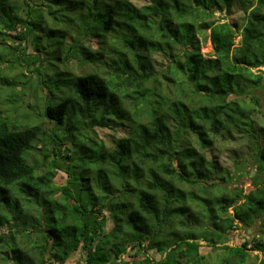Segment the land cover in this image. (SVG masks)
Returning <instances> with one entry per match:
<instances>
[{"label":"trees","instance_id":"1","mask_svg":"<svg viewBox=\"0 0 264 264\" xmlns=\"http://www.w3.org/2000/svg\"><path fill=\"white\" fill-rule=\"evenodd\" d=\"M35 1L0 0V264H65L77 252L83 264H247L252 251L264 264V130L251 118L264 89V0ZM231 12L240 24L221 20ZM70 59L77 70H56ZM41 78L50 88L31 118L16 91ZM113 125L127 134L111 148L87 135ZM232 134L246 140L251 178L204 155Z\"/></svg>","mask_w":264,"mask_h":264},{"label":"rangeland","instance_id":"2","mask_svg":"<svg viewBox=\"0 0 264 264\" xmlns=\"http://www.w3.org/2000/svg\"><path fill=\"white\" fill-rule=\"evenodd\" d=\"M131 2L138 6H141L143 4L142 1L139 0H131ZM35 7L38 9H43L44 8V2L42 0H36L34 2ZM218 14L215 15V18H218ZM242 17V14L240 12H231V14H224L222 13V21H227V22H236L237 24H240V18ZM29 38V37H28ZM84 38V37H83ZM239 40V38L237 37L235 39V42L237 43ZM69 44H71V39L69 37L65 38V49L69 46ZM23 47L25 45H27V52L31 53V46L30 43L27 42H23L22 43ZM83 46L88 47L91 51L95 50L97 48V44L94 41H86L83 43ZM200 52L204 55L207 56L212 52V46L210 44L209 41H207L206 43H202L201 44V48H200ZM59 55H61V57L63 58L64 56V52L63 53H57V52H53L52 56L53 57H58ZM154 60V64L156 66H158V64L160 63V58H158L157 56L153 57ZM34 61V65L30 66V72H37L40 71L41 69H39V64H40V57H36L33 58ZM77 60L75 59H70V60H65L62 63H64V65H62V63H57L55 62V65L58 66V68L56 69L57 71H70V70H77ZM260 70H262L264 72V68H259ZM79 70V69H78ZM257 69H253V72H256ZM36 75V73H32V79L34 78L33 76ZM38 78V77H37ZM262 84H264V74H263V82ZM42 86L45 89H49V84L45 81L44 78H41L39 81L35 80V84L33 87V91H29V89H27V86H24L22 88H19L16 91L17 93V98H19V107L17 109L22 111L25 116L30 114V117L34 115V113H40L41 110V103L38 102V99L35 98V96H40L43 91H42ZM257 91H261L260 92V105H261V109H260V113H258L257 111H254L251 118L256 126L257 129L260 130H264V89L262 90V87L258 88ZM16 98V97H15ZM14 98V99H15ZM29 106L32 107L33 111L28 110ZM247 108H253V104H247L246 105ZM32 118V117H31ZM36 124H41V127L43 128H50L52 127V124L50 121L41 118L40 120H38L36 122ZM93 132H87V135H89L91 138L95 139L96 141H101L102 143H104V145L107 148H111V146L114 144V142H116L118 139L120 138H124L127 134L125 129H122L121 127L115 126L113 125L112 127H94L93 128ZM38 153H34V156L36 159H38L39 155H37ZM204 155L206 156V158L209 161H215L218 165L222 166V167H226L229 168L233 173H236L237 175H241L244 176L245 178H251L252 176H254L255 174V170H256V166L252 164V162L250 161V157H249V152H248V147L246 144V140L242 139L240 137H238L235 134L232 135H223L220 136L218 138H216L215 140V147L204 153ZM60 163V162H58ZM78 163H83L85 164L86 167H90L91 164L88 163V158H82L81 161L79 160ZM100 162H98V160H93V165L98 164ZM39 165V163H38ZM82 167V166H79ZM93 167V166H92ZM54 181L58 182L59 184L62 183V178L60 176V174H56L54 177ZM230 186L234 185V181H230L229 184ZM193 207V205H191ZM111 227V223H108V229ZM0 233L1 234H6L7 233V227H3L0 228ZM258 233V228L257 226H254L252 228L246 229V228H239V230H235L234 232L232 231L229 234V240L226 243V245L228 246H241L242 242L245 240H250L253 237L256 236V234ZM197 243L199 245V252L202 254H206L208 252H210V247L207 246L205 244V242L201 239L198 238L197 239ZM251 245V244H250ZM247 245V248H250L251 246ZM24 251L29 255V256H33L34 257V252L24 246ZM8 256H11L10 252H7ZM256 255L259 258H261V254L257 253L256 251H252L250 252V256L248 259L247 264H255L256 263ZM3 256V255H1ZM149 256H151L152 258H158L157 254H152L151 252H149ZM8 264H11L10 262ZM49 264V263H48ZM65 264H83V257L81 253H74L72 256H70V258L65 262Z\"/></svg>","mask_w":264,"mask_h":264}]
</instances>
